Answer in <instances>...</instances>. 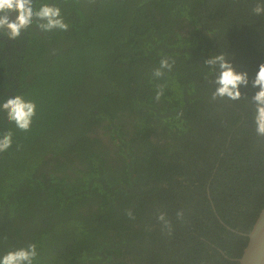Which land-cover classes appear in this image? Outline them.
Segmentation results:
<instances>
[{
    "label": "trees",
    "instance_id": "obj_1",
    "mask_svg": "<svg viewBox=\"0 0 264 264\" xmlns=\"http://www.w3.org/2000/svg\"><path fill=\"white\" fill-rule=\"evenodd\" d=\"M43 2L67 31L0 34V103L36 104L28 132L0 112V133H13L0 256L35 243L34 264H238L264 204V137L248 99L211 100L203 62L224 53L254 76L258 0ZM162 57L175 63L157 78Z\"/></svg>",
    "mask_w": 264,
    "mask_h": 264
},
{
    "label": "clouds",
    "instance_id": "obj_2",
    "mask_svg": "<svg viewBox=\"0 0 264 264\" xmlns=\"http://www.w3.org/2000/svg\"><path fill=\"white\" fill-rule=\"evenodd\" d=\"M255 15H264V0H258L252 8ZM35 26L42 33L52 31H67L69 25L65 22L62 10L53 3L43 2L37 6V0H0V34L9 41L20 37L21 32ZM175 61L168 57H162L159 67L154 69L153 76L161 77L163 70H171ZM209 67V72L204 79L214 90L211 92V100L239 101L248 99L251 104L252 124L258 137H264V62L258 65L254 76L249 79L247 71H237L231 59L224 53H218L204 60ZM155 99L159 101L164 92L162 85L157 86ZM241 88L251 89L252 94L242 92ZM0 112L5 114L8 122L13 124L21 132L31 129L33 118L36 116V104L26 100L22 95H14L0 103ZM13 144V133L9 130L0 133V153L8 151ZM130 219H134L131 211L126 213ZM182 212L177 211L178 219L182 218ZM168 234H171V222L161 212L156 217ZM38 257L37 245L30 243L0 256V264H34Z\"/></svg>",
    "mask_w": 264,
    "mask_h": 264
},
{
    "label": "water",
    "instance_id": "obj_3",
    "mask_svg": "<svg viewBox=\"0 0 264 264\" xmlns=\"http://www.w3.org/2000/svg\"><path fill=\"white\" fill-rule=\"evenodd\" d=\"M247 237L242 253L236 259L238 264H264V204L260 208Z\"/></svg>",
    "mask_w": 264,
    "mask_h": 264
}]
</instances>
